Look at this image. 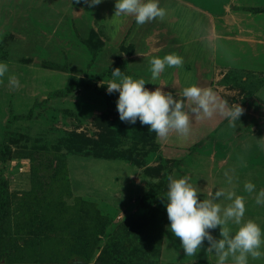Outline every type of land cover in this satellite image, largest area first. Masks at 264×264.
Returning a JSON list of instances; mask_svg holds the SVG:
<instances>
[{"label":"rangeland","instance_id":"obj_1","mask_svg":"<svg viewBox=\"0 0 264 264\" xmlns=\"http://www.w3.org/2000/svg\"><path fill=\"white\" fill-rule=\"evenodd\" d=\"M51 1L0 0V61L8 64L0 76V264H109L113 250L121 252L120 264H216L207 241L194 256L185 255L168 229L170 175H188L201 199L216 188L243 196V219L264 233V204L256 203L264 189V71L205 67L198 83L240 104L239 120L230 124L225 117L197 135L195 127L190 149L177 132L161 146L147 125L119 119L118 92L108 93L103 83L113 67L149 79L151 57L174 53L185 40L172 23L190 15L184 9L191 3L159 0L165 16L146 21L153 31L142 37L150 52L132 61L119 45L128 37L127 20L136 22L133 15H100L95 24L77 10L67 16L65 4ZM198 1L206 12L207 0ZM214 1L215 23L208 30L204 23L200 39L227 33L264 53V0ZM187 18L184 30L191 27ZM181 85L159 78L145 87L179 97ZM246 181L256 186L251 192ZM211 231L219 236V226ZM248 264H264V256H249Z\"/></svg>","mask_w":264,"mask_h":264},{"label":"clouds","instance_id":"obj_2","mask_svg":"<svg viewBox=\"0 0 264 264\" xmlns=\"http://www.w3.org/2000/svg\"><path fill=\"white\" fill-rule=\"evenodd\" d=\"M89 6L101 3V0H84ZM159 0H114L112 16L133 15L137 24L155 18H163L166 10L158 6ZM183 58L176 53H166L153 56L150 59L149 79L133 78L121 71L120 67H113L111 79L105 84L106 91L118 92L116 109L119 119L131 124L137 120L147 125L149 131H154L157 137L166 139L170 131L183 136L190 132V117H210L219 112L229 123L239 120L243 112L240 104L229 102L220 97L211 87H201L188 84L183 87L179 97L172 91L161 87L149 89L146 82L156 84L161 73L167 66H180ZM8 72V64L0 61V76ZM13 84L18 80L9 76ZM231 179V178H229ZM252 181H246L244 188L251 192L255 188ZM197 188L190 182L188 175L169 176L164 206L171 233L180 238V246L184 254L194 256L204 242L207 241L205 251L212 252L217 257L216 264H225L231 256L232 264H248V257L264 256L261 245L264 244V233L254 220H244V197L232 191L225 193L216 188L208 193V198L198 197ZM226 196L230 201L222 206L219 197ZM256 203L264 204V189L256 194ZM235 225L233 229L229 225ZM219 226V236L212 233V229Z\"/></svg>","mask_w":264,"mask_h":264},{"label":"crops","instance_id":"obj_3","mask_svg":"<svg viewBox=\"0 0 264 264\" xmlns=\"http://www.w3.org/2000/svg\"><path fill=\"white\" fill-rule=\"evenodd\" d=\"M49 2L51 0H48ZM54 4H65L66 5V15L68 16V11L71 10H77L75 12H78L77 14L81 16H89L94 17L92 22H95L97 24L98 20L97 17L100 15H110L112 16L114 12V0H101V3L89 6L87 5L84 0H52ZM191 3L189 5H184L186 11L190 13V15H184L181 16L180 20H177L172 23L174 26L175 32H177L178 36L182 38V36L185 38L183 42L180 45V48L174 52L178 55H180L183 58V63L180 66H167L166 71L162 72L160 75V78L166 79V80H180L181 86H186L188 84H197L201 87H209V85H204L202 83H198L200 77L202 76V70L207 67L212 71L211 68H219L221 71H235L238 72H252L255 73L256 71L261 72L264 71V53H263V47L261 45L254 44L253 47L247 46L242 44L241 37L234 38L231 36V34L225 33V35L217 36V37H209L208 33L205 37L200 39V33L201 30L204 27L208 30V24L210 23V28H213V23H215V15L216 12L212 10V8L217 7L214 0H207L205 3L207 7V11L204 12L200 9V4L198 0H188L185 1V3ZM194 2V3H193ZM41 4L40 1L33 3L34 7H38V5ZM194 4V5H193ZM222 10L218 8V11ZM71 13V12H69ZM186 13V12H185ZM223 13V12H222ZM181 14V13H180ZM205 15L206 18H203ZM199 16H201L203 19H201V22H199ZM188 17V18H187ZM188 20V22L191 24L190 30H184L183 27L184 24L181 23L184 19ZM193 18H197L198 20L195 22H190L193 20ZM134 19V18H133ZM186 21V20H185ZM222 21V18L220 19ZM132 21L127 20V25L123 29L126 28V32L124 35V38L126 36L127 40L122 39V42H120L119 47L122 45L123 47H128L130 49L132 46L133 51L131 53H127L126 51H123V53H127L126 55L129 57L130 60H134L132 58L134 57H145L144 55L149 54V44L147 45L145 42H142V37H145L147 35V32H150L149 30L153 31V29L147 30V27L145 28V24L147 22H144L143 24H137L136 22L132 23ZM99 23V22H98ZM136 23V24H135ZM224 25V24H223ZM161 27V26H159ZM117 31L120 30L115 28ZM130 31V32H129ZM119 33V31H118ZM151 33V32H150ZM206 34V33H205ZM179 38V39H181ZM255 38V37H254ZM190 40V41H189ZM123 41H126L123 43ZM257 43V42H256ZM237 44V45H236ZM242 45V47H241ZM249 48V49H247ZM242 51L244 53H242ZM145 59V58H143ZM207 65V66H206ZM163 73H166L163 75ZM224 77V76H223ZM179 82V81H178ZM263 85L259 88V92L263 90ZM258 92V93H259ZM257 93V94H258ZM218 94V92H217ZM219 112H214L212 116L210 117H197V116H191L190 120V132L187 136H180V140L186 139V141H190L189 143H185L183 146L185 149L188 147L189 149L193 147L195 144H191L194 141L192 136V131L194 128H197L196 135L199 133L200 127H212V130L224 119ZM171 133H175V131H170ZM181 135V134H180ZM157 143H162L161 146H165L163 144L161 138L157 137L156 135ZM196 141V140H195ZM164 153H170L169 155H174L175 150H169V148L164 149L162 148ZM177 150V149H176ZM164 154V155H165ZM175 157V156H174ZM176 158V157H175Z\"/></svg>","mask_w":264,"mask_h":264},{"label":"trees","instance_id":"obj_4","mask_svg":"<svg viewBox=\"0 0 264 264\" xmlns=\"http://www.w3.org/2000/svg\"><path fill=\"white\" fill-rule=\"evenodd\" d=\"M120 47H123L122 45ZM131 48L128 49L127 47L126 48H122L123 51H126L127 53H131L133 51V48L132 46H130ZM261 84V83H260ZM260 88V87H259ZM258 88V89H259ZM5 155V151L3 150H0V158L4 157ZM3 193V188H0V194ZM2 217V216H1ZM1 221V220H0ZM71 223H69L70 225ZM130 234V233H129ZM128 252L130 254H132V252L130 250H128ZM120 256H121V252L120 251H115L113 250V252L110 253L109 255V258H110V261H108L109 264H120ZM117 260V261H116Z\"/></svg>","mask_w":264,"mask_h":264}]
</instances>
